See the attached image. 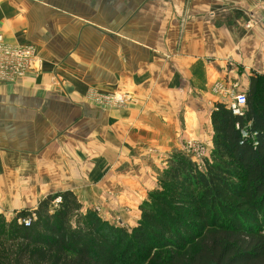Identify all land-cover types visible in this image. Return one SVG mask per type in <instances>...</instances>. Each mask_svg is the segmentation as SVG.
Returning a JSON list of instances; mask_svg holds the SVG:
<instances>
[{
	"label": "crops",
	"instance_id": "1",
	"mask_svg": "<svg viewBox=\"0 0 264 264\" xmlns=\"http://www.w3.org/2000/svg\"><path fill=\"white\" fill-rule=\"evenodd\" d=\"M258 3L0 0L6 43L44 60L41 74L0 85V182L22 176L31 196L70 190L85 207L116 195L127 204L109 198V207H138L165 158L188 142L213 149L211 116L227 104L216 86L247 87L264 57V27L245 28ZM93 91L138 104L99 107ZM103 209L107 220L116 213Z\"/></svg>",
	"mask_w": 264,
	"mask_h": 264
},
{
	"label": "trees",
	"instance_id": "2",
	"mask_svg": "<svg viewBox=\"0 0 264 264\" xmlns=\"http://www.w3.org/2000/svg\"><path fill=\"white\" fill-rule=\"evenodd\" d=\"M262 78L250 79L244 117L216 104L212 159L203 169L185 155L171 159L165 192L141 206L132 232L79 215L78 198L63 192L39 205L30 228L6 230L0 214V264H264Z\"/></svg>",
	"mask_w": 264,
	"mask_h": 264
},
{
	"label": "rangeland",
	"instance_id": "3",
	"mask_svg": "<svg viewBox=\"0 0 264 264\" xmlns=\"http://www.w3.org/2000/svg\"><path fill=\"white\" fill-rule=\"evenodd\" d=\"M258 5V12H253V16L249 18L247 23H245V28L248 31H251L255 29L256 27L260 26L261 28L264 27V0H259ZM0 85L3 84H18L19 82L23 81L25 78L28 77L29 74H41L44 69V60L39 56L37 50L31 46V45H13L6 43L4 37L2 34H0ZM5 50H22V51H28V55L26 58V52H23L22 57H19L16 54L10 55L7 59H4L1 55L3 51ZM4 59V60H3ZM28 64V68L25 73L21 74L20 70H24ZM258 68L256 70L251 71L254 77L262 76L264 77V57L260 55L259 62H258ZM257 71V72H256ZM53 74L50 75L52 78L51 84L49 85L50 88H58L60 86L58 80H57V74L56 70L53 69ZM255 73V74H254ZM264 79V78H262ZM240 86V87H239ZM236 85L232 87L231 89L224 90L221 86H216L215 92L221 94V97L223 99L224 103L229 109V105L233 103L234 97L238 94H245L247 95V92L249 90V86L247 87L245 85ZM48 87V86H47ZM90 96H92V100L89 101L93 103L96 106L104 107H115V108H125L128 105L131 104H138V100L134 98V96L130 93H124L121 91H113V92H99V91H93L89 93ZM91 98V97H90ZM222 102V101H221ZM245 114L242 116L244 117ZM252 140H254V136L251 137ZM213 149L210 151L208 148H205L202 143L194 141V142H188L184 148L178 149L177 151L173 152L169 157L165 158L164 161H162V164H164V171L163 173L157 176L158 180L155 182H148V192L145 198L140 199V203L137 206L132 205V208L130 211L127 212H119L122 211L121 209L126 210L127 208L124 205V208L118 207V209H115L114 207H109L112 205H116L117 203L113 204L108 201L109 198L117 200V202L122 201L123 203H126L121 196L115 197H106L103 198L100 204H93L91 206H84L88 205V202L86 204L81 202V198L77 197L73 191H63V192H72L77 198L80 204L82 205V210L80 211L79 215L86 214L87 212H91L94 215L98 216L103 221L107 222L110 225L120 227L125 229L128 232H132V230L138 225L139 220L141 219V206H143L146 203L151 202V196L156 193L160 192L161 188L163 190V187L161 185V178L163 177L164 172L169 168L170 160L174 157H178L180 155H185L189 157L192 161L198 164V167L203 169L204 168V162L206 160L212 159V153ZM26 166L20 165L19 169H25ZM10 174V173H9ZM16 176V175H10V177ZM22 176L19 178L15 177L13 180L8 179L5 182H0V214L4 217V222L7 224L5 229L8 230V226L13 225H19L24 226L25 228H30V226H27L26 222H32L36 219L35 210L39 207V205L46 200L49 196H57L60 195L61 191L54 190L55 192L50 194L41 193V195H38L37 192L40 193V190L35 191V196H31L28 189V180H21ZM10 181V182H9ZM85 187V186H84ZM86 188H89V186H86ZM9 191L19 192L18 197H11L13 195L10 194ZM57 191V192H56ZM162 192V191H161ZM163 192H165L163 190ZM91 199V197H89ZM61 202V198L58 197L53 201L54 209L58 208L59 203ZM102 204V205H101ZM108 208L109 210L113 209V218L107 220L108 216L104 213V209ZM112 211V210H111ZM26 212L31 213V217H20V214H25ZM130 212V213H128ZM136 214V215H135ZM112 216V213L110 214ZM126 215L127 224L122 219ZM138 216L139 220L138 222L131 227V219L133 217ZM133 220V219H132ZM135 221H133L134 223ZM71 225L73 227H76V218L73 217V220L71 221Z\"/></svg>",
	"mask_w": 264,
	"mask_h": 264
},
{
	"label": "built area",
	"instance_id": "4",
	"mask_svg": "<svg viewBox=\"0 0 264 264\" xmlns=\"http://www.w3.org/2000/svg\"><path fill=\"white\" fill-rule=\"evenodd\" d=\"M0 42H1V39H0ZM2 49H0L1 51ZM23 52H26V58L27 55H28V51H22V50H16V51H12V50H5L3 51L2 53V57L4 59H7L8 57H10V55H13V54H16L18 55L19 57H22L23 55ZM3 59V60H4ZM29 59V58H28ZM27 67L24 69V70H20V73L23 74L26 72L27 68H28V64L26 65ZM246 105H247V96L245 94H238L237 96L234 97V100H233V103L231 105H229L230 107V110L232 111L233 115L234 116H243L245 114V108H246ZM242 135L244 138H249V132L247 130H244L242 132ZM254 139V138H253ZM27 226H30L31 223L30 222H26L25 223Z\"/></svg>",
	"mask_w": 264,
	"mask_h": 264
}]
</instances>
